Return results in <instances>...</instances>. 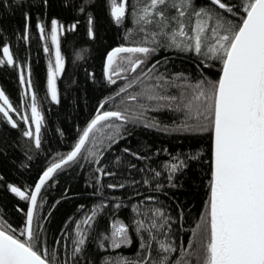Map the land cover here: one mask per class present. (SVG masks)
<instances>
[{"label":"snow or ice","instance_id":"snow-or-ice-1","mask_svg":"<svg viewBox=\"0 0 264 264\" xmlns=\"http://www.w3.org/2000/svg\"><path fill=\"white\" fill-rule=\"evenodd\" d=\"M34 16L57 106L68 36L123 33L99 77L84 70L98 95L70 139L59 126L44 139ZM0 75L17 92L14 103L0 84V192L13 198L0 205V264H264V0H0ZM165 109L176 119L148 115ZM141 127L178 144L133 145ZM82 174L49 201L62 175Z\"/></svg>","mask_w":264,"mask_h":264},{"label":"trees","instance_id":"trees-1","mask_svg":"<svg viewBox=\"0 0 264 264\" xmlns=\"http://www.w3.org/2000/svg\"><path fill=\"white\" fill-rule=\"evenodd\" d=\"M27 2V0H24ZM35 11V10H34ZM56 10L53 9L52 13H55ZM104 22L107 25L108 19L107 16L104 18ZM22 23L20 18V13L16 12L14 16H12L8 24L10 25H20ZM35 16L32 20V56L33 63L35 67L34 79L38 76L40 79V87L37 88L38 94V104L45 110L46 116V124L47 129L44 131V139L48 140L49 136L57 137V133L55 128L59 126L64 132L67 138H71L72 133L74 132L75 123H83L84 117H86L90 112L93 111V105L96 103L97 92H94L91 87V81L85 83V72L87 69L90 72H95L97 77L101 75V56L104 53L105 47L108 45H114V41L120 38L122 35V31L118 35V30L114 25L108 27L107 32L104 34V43L101 44L91 43L87 41L83 36V29L80 30L79 35H69L68 40L71 41L65 50V55L68 58V63L66 64V70L64 76L58 82L60 90L62 92V103L57 106L54 104H49L48 100L45 99L44 92V71L46 69V59L45 55L40 51H37V40L38 37L36 35L35 29ZM129 27L131 25L129 24ZM18 34V33H17ZM9 35H11V30L9 29ZM43 42L41 41L40 44ZM63 37H62V49H63ZM23 47V46H22ZM82 57V58H78ZM158 58V57H157ZM180 62L177 61V64ZM185 67H190V65H185ZM75 80L76 84H73L72 81ZM0 84L6 86L7 91L11 93L13 102H16V87H15V79L12 76H3L0 75ZM75 105V106H74ZM51 109L48 111V109ZM149 117H156L163 123H170L172 120L176 119V116L169 112L167 109L161 112H149ZM9 135L15 139L19 136L15 130H11ZM132 141V144L135 145L137 140L147 141L148 143L153 144L154 146H159L160 144H164L169 146L178 144V139L176 137L168 138L163 133H157L154 129H137L133 137L129 138ZM179 139H183L182 137ZM52 142V141H49ZM127 142L121 141L120 146H124ZM187 143V141H185ZM24 146L28 147L27 141L24 142ZM64 150V149H62ZM15 157H22V152L17 149L14 153ZM36 166L39 164V158L34 162ZM20 179H22L26 183L32 182V177L35 176V171L25 172L23 169H20ZM61 183L57 186L55 190L52 191L49 196V201L52 202L54 197H58L59 194L63 191L64 187L67 186V183H71L73 187H83L84 184V176L81 175L80 179L72 181L67 176L62 175L60 177ZM67 182V183H66ZM0 205H7V210L10 212L13 198L11 195H6L0 192ZM196 209H201V200L199 197L194 201ZM20 207H23V203H20ZM72 205L68 204L65 208H71ZM64 208L60 210L59 215H62L64 212ZM122 216L126 215V213H121ZM188 236H185V242L187 241ZM125 254H130V250H124Z\"/></svg>","mask_w":264,"mask_h":264}]
</instances>
